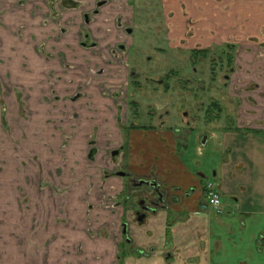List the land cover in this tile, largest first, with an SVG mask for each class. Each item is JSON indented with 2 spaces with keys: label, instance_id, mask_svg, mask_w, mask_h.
Listing matches in <instances>:
<instances>
[{
  "label": "crops",
  "instance_id": "0c3cea01",
  "mask_svg": "<svg viewBox=\"0 0 264 264\" xmlns=\"http://www.w3.org/2000/svg\"><path fill=\"white\" fill-rule=\"evenodd\" d=\"M46 1L29 0L20 6V0H0V86L11 90L0 100V264H118L124 238L116 234L126 215L131 238L126 249L150 256H128L125 264H264V0H184L185 10L195 20L198 45L229 42L238 48L235 63L242 68L234 71L232 95H242L239 84L245 78L253 85L243 88L242 98L248 104L237 111L234 124L216 126L210 138L215 139L213 151L219 154L213 180L225 200L224 213L209 209L204 191L207 176L192 169L186 155L177 159L171 154L160 161L149 143L147 151L139 146L141 152L133 151L130 169L139 178L159 180L165 203L142 223L123 203L114 214L101 208L104 196L122 200L123 182L101 178L111 165L83 162L79 169L88 174L87 184L72 185L62 208L52 190L42 194L38 189L41 168L54 172L61 165L59 155L54 161L48 159L52 148L63 141L52 137L55 126L44 102L51 95L48 72L58 59L47 60L38 47L46 40L50 53L63 51L72 58L70 45L82 51L79 27L67 22L80 25L84 14L100 9L92 23L99 38L115 31L120 21L129 23L135 9L132 0L108 1L101 8L100 0H77L80 6L64 13L67 32H63L45 19V12L51 11ZM21 94L28 98L27 117L19 114ZM252 98L257 105L251 104ZM16 173L17 182L11 183ZM105 226L107 233L98 234Z\"/></svg>",
  "mask_w": 264,
  "mask_h": 264
},
{
  "label": "flooded vegetation",
  "instance_id": "af4514ba",
  "mask_svg": "<svg viewBox=\"0 0 264 264\" xmlns=\"http://www.w3.org/2000/svg\"><path fill=\"white\" fill-rule=\"evenodd\" d=\"M108 1L120 3V0H100L98 8L105 6ZM137 1L132 0L131 4L135 9L133 18L129 23L120 21L115 31L107 32L99 38L92 27V23L95 22L100 9L84 14L80 25L73 20L67 22L69 27H79L77 35L78 48H81L82 51L70 45L69 47L73 52L72 58L67 56L63 51H58L56 54L50 53L47 49L46 40L38 47V52L43 53L47 60L58 59V65L53 62V68L48 72V84L51 95L46 96L44 102L50 107L49 115L52 118L49 122L55 126L52 137L57 141L62 138L63 141L58 148H52L51 158L48 159V161H54L53 159L59 155L61 165L57 166L54 172H43L41 168V172L37 174V180L39 191L43 194L47 190H52L53 197L56 200H60L61 204L59 206L62 208L64 207L69 190L72 189V185L87 184L88 174H84L79 169L83 162L111 165L113 168L109 167V169L107 168L102 171L101 178L103 181L107 178H117L121 180V183L123 182L122 200H120V196L109 198L104 196L101 208L111 210L113 213L116 207L123 203L127 207L126 210L131 211L135 215L137 222L142 223L148 214L155 212L160 205L165 203V196L159 180L156 181L152 177L139 178L132 173L129 165L130 157L133 155V151L136 152L138 150L141 152L138 146L146 147L144 150L147 151L148 144L151 143L155 147H153L154 149L150 148L159 152L160 161L165 159V156L171 154L175 155L177 159L184 158L186 148L188 147L185 135L186 130H184L187 124L184 122V119L188 117V112L184 109L182 112L183 121L181 119L176 121L182 123L181 127L178 124H172L176 125L172 126L170 125L171 120L163 119L164 115L165 118L172 116V112L168 110L164 115L160 114L157 116L158 121H160L159 125L153 122L146 125L141 124L140 117L136 115L139 106L131 98V90L133 87L139 86L138 79H140L142 73L138 71L135 61L143 63V59H145L143 57L144 54L140 51L141 47L138 45V40H140L141 35L146 37L144 40L150 48L152 47L151 43L154 38L151 35L149 39L146 27L138 23L137 18L140 16V12L138 5H136ZM58 4L57 0L50 1L52 14L51 18H48L47 21L57 24L62 27L61 31L67 32V29L62 24L63 11L65 12L70 8H78L80 2L77 0H60V6ZM60 15L61 20L58 18ZM148 31L151 32L152 30ZM158 36L162 38V35ZM61 54L67 58L69 63L64 56H61L60 59L59 55ZM146 59L150 63L154 60V57L147 56ZM84 64H89L90 68L93 67V74L83 73L81 76L67 75L70 71L77 70L78 72H83ZM231 72L233 73L234 69ZM166 79L165 76H162L155 80L153 76L149 75H145L142 78L146 83L154 84L158 82L161 85H163ZM0 89H2V86H0ZM3 90L0 93L2 95L5 92L11 91L9 88ZM19 99L20 111L25 114V116H21L27 117L25 108L28 98L21 94ZM85 100H87L88 106L85 107L81 104L80 109L77 110L74 103L80 104ZM87 109L94 116L87 117L88 120L92 119L94 121L95 126L93 127V123L90 124V127H88L87 123H82L83 125L77 123L81 113H89ZM149 117L155 118L154 116ZM148 121L150 120L148 119ZM95 130L97 133H95ZM107 130H110L108 134L106 133ZM87 135L89 137H87L86 143H84L83 141ZM169 136H171V141ZM211 136L210 134H207V136L199 135V144L205 146ZM204 138H207L205 145L203 144ZM180 149L183 150L182 153ZM70 164H72V167L68 170L67 167ZM210 182L214 183L220 191L216 182ZM208 183L204 184L205 193ZM194 190L193 188L188 191L187 195L194 192ZM42 199L44 201V197ZM61 212H63L62 209ZM126 217L127 215L122 219L119 226L120 232L116 234L117 237L122 236L124 238V242L119 245L123 250L119 254L118 264H125V259L128 256L136 255L144 259L150 256L146 251L132 248L126 249L125 245L128 246L131 242L130 223ZM111 225L115 226L116 222H113ZM106 226L97 233L105 235L109 228L108 226L106 228ZM88 231L93 233L91 228Z\"/></svg>",
  "mask_w": 264,
  "mask_h": 264
},
{
  "label": "rangeland",
  "instance_id": "374dc122",
  "mask_svg": "<svg viewBox=\"0 0 264 264\" xmlns=\"http://www.w3.org/2000/svg\"><path fill=\"white\" fill-rule=\"evenodd\" d=\"M28 2L29 0H20V6L26 5ZM46 2L50 5L49 0ZM57 2L60 6V0ZM185 4L184 0L137 1L136 5L140 12V16L137 18L138 23L146 27L149 39L151 35L154 38L151 43L152 47L149 48L144 40L146 37L140 36L139 39L142 41L138 40V45L141 47L140 51L144 54L145 59H143V63L135 61L136 67L143 77L149 75L156 80L165 76L167 79L163 86L158 82L146 83L141 76L138 79L139 86H135L131 90V98L138 103L139 108L136 115L140 117V123L145 125L152 122L159 125L160 121L157 116L164 115L168 110L172 112L173 117L165 118L164 115L163 119L171 120L170 125L178 124L181 127L182 123L176 121L180 119L183 121L182 112L186 109L188 117L184 119L187 124L184 130H186V142L188 141L187 162L193 166L192 169L204 172L207 176L205 181L208 183L214 182L213 177L217 170L219 154L213 151L214 138L208 141L205 146H201L198 137L199 135H213L216 131H213V128L216 126L224 127L234 124L237 120V111L248 104V100L246 101L242 97L245 93L244 89L247 88L250 81L245 78L239 84V87L242 88L240 97L232 95L231 88L235 83L233 77L238 66L241 67L240 63H235L237 52H239L238 48L229 42L214 44L206 48L198 45L195 41L197 35L194 26L195 20L191 13L185 10ZM45 13L47 14L45 19H50L51 11L48 10ZM224 16L226 15L221 16L223 17L221 21L225 20ZM58 18L61 20V15ZM241 21L243 20L240 19V23ZM150 29L151 32L148 31ZM158 35H162V38ZM226 35L228 36L229 33ZM221 36H223L222 32ZM59 56L61 59V56L64 55ZM147 56H153L154 60L148 63ZM64 58L67 60L65 56ZM67 62L69 63L68 60ZM75 63L77 64L76 60ZM83 67V72L70 71L67 75L81 76L83 73H92L93 67L90 68L89 64H84ZM232 69L236 72L232 73ZM250 88L258 89L257 86H250ZM3 91V88L0 89V93ZM0 100L3 101L2 94H0ZM81 104L85 107L88 106L87 100L80 104L74 103L77 110L80 109ZM251 104L257 105L258 100L254 99ZM19 114L25 116L22 111ZM148 115L155 118H150ZM88 116L94 117L92 112L81 113L77 123L80 125L87 123L90 127L94 121L88 120ZM109 131L107 130L106 133L108 134ZM95 133H97L96 130ZM182 151L180 149L181 153ZM17 174L12 176L11 183L17 182L14 180L18 179ZM30 179L31 177H26L28 183H30ZM36 184L38 185L37 179Z\"/></svg>",
  "mask_w": 264,
  "mask_h": 264
},
{
  "label": "built area",
  "instance_id": "2783aa9c",
  "mask_svg": "<svg viewBox=\"0 0 264 264\" xmlns=\"http://www.w3.org/2000/svg\"><path fill=\"white\" fill-rule=\"evenodd\" d=\"M205 194L207 204L210 210L212 212H215L216 214H223L224 210L226 209V204L221 192L219 191V189L216 188L214 183L209 182L206 185Z\"/></svg>",
  "mask_w": 264,
  "mask_h": 264
},
{
  "label": "water",
  "instance_id": "95a60500",
  "mask_svg": "<svg viewBox=\"0 0 264 264\" xmlns=\"http://www.w3.org/2000/svg\"><path fill=\"white\" fill-rule=\"evenodd\" d=\"M206 142H207V138H204V140H203V144L205 145Z\"/></svg>",
  "mask_w": 264,
  "mask_h": 264
}]
</instances>
